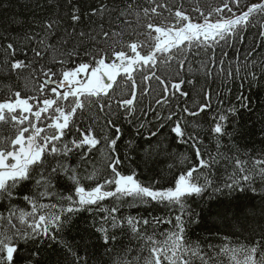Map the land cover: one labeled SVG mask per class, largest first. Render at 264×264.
Returning <instances> with one entry per match:
<instances>
[{
  "label": "snow or ice",
  "instance_id": "snow-or-ice-1",
  "mask_svg": "<svg viewBox=\"0 0 264 264\" xmlns=\"http://www.w3.org/2000/svg\"><path fill=\"white\" fill-rule=\"evenodd\" d=\"M60 6L33 0L29 18L0 17L8 24L0 71L16 80L0 89V264H89L93 239L101 264L104 256L108 264H264V226L219 246L188 236L199 224L197 197L259 192L264 200V148L236 142L252 100L243 92L231 99L237 82L264 88V0L207 9L197 0L191 10L183 0H67L63 14ZM13 7L0 2L4 12ZM200 76L220 89L207 83L189 104L184 86ZM214 104L204 129L196 121ZM174 141L192 155L170 152ZM134 153L172 160L167 174L145 182L125 170ZM221 169L228 179L218 186ZM216 202L226 217L231 201ZM125 204L146 215L122 214ZM84 212L93 219L81 245L64 233Z\"/></svg>",
  "mask_w": 264,
  "mask_h": 264
},
{
  "label": "trees",
  "instance_id": "trees-1",
  "mask_svg": "<svg viewBox=\"0 0 264 264\" xmlns=\"http://www.w3.org/2000/svg\"><path fill=\"white\" fill-rule=\"evenodd\" d=\"M3 2V0H0ZM67 2V0H60V14H63L65 11L63 5ZM169 4L175 3L179 6L181 0H168ZM197 0H183V7L185 9L191 10ZM250 3H256L258 0H247ZM41 3H44V0H41ZM219 3V0H199V4L202 8L207 9L209 5L215 7ZM14 7L9 9L7 12L0 10V17L7 15L11 17L12 15H22L25 18H29L33 8V0H13ZM175 10V9H174ZM173 10V11H174ZM54 9H48L45 12L47 15L49 12H53ZM164 15H168L167 12ZM197 14H193V19H196ZM7 21H0V31L3 30V27H7ZM12 33L15 34L17 29L14 25L11 26ZM255 29H251L248 33L249 36H252L255 33ZM139 39H144L143 36L139 37ZM240 47V45H237ZM230 52H234V49H228ZM2 59V58H0ZM199 57L190 58V62L195 63ZM9 83H16L15 77H11L10 79L4 78V73L0 71V89H3V86ZM207 83L205 79L200 76L196 78V83L194 86L185 85L184 90L189 92L188 103L194 104L200 101V97L198 95L201 86H206ZM19 87H23V82L21 81L18 85ZM234 89L232 93L231 99L234 101L235 96L240 92H243L244 95L250 96L252 100V110L244 111L241 114L240 119V128L241 133L237 137V144L241 147V149H249V150H259L264 148V88L251 87L249 88L247 85L243 89L239 88V82L231 85ZM212 89L219 90L220 89V81L217 80L215 83H211ZM6 91H0V97L5 96ZM215 112V104L213 106L212 111H206L201 115L200 118L197 119V123L201 124L204 129L209 127V123L211 117ZM191 123V121H190ZM7 131L6 126L0 125V133H5ZM191 131V128L189 129ZM129 137L126 135L124 140H127ZM171 139V137H169ZM123 143V141L121 142ZM207 144L208 141L205 140ZM175 151L178 155L179 153H185L191 156V152L189 150L188 145H181L176 143L175 141L172 143V148L169 149L170 152ZM123 152V149H121ZM104 154L101 152L95 153V160L97 166L103 168L104 166ZM172 160H165L163 156L150 158L147 161L143 159V154H133V158L131 160L125 161L124 169L127 171H131L135 169L141 175L139 178L145 182L149 180V178H157L156 174L161 173L167 174V164L171 163ZM137 164L139 167L137 168ZM231 169H229V172ZM214 179L217 182V185H222L223 182L227 181L228 173H225L223 169L220 172L216 173ZM163 183V181H161ZM256 186L261 187L259 180L256 182ZM233 197H236L233 199ZM197 204H193L192 207L194 211L199 214V224L193 225L189 230L188 236L192 241H201L205 246L207 244L213 245H221L226 242H246L245 238L252 233L255 229L257 232L259 228L264 226V213H262V209H264V200L261 199L260 193H247L246 195L237 196L235 193L233 196H228L226 193L224 195L216 194L214 196L205 195L203 200H200L199 197L196 198ZM217 200L221 201H231L230 211L225 217L221 214V207L217 204ZM19 207H25L22 200L19 202ZM158 207V206H157ZM241 208L242 211L237 212V208ZM2 211V209H0ZM144 214L143 207H139L136 209L129 208L127 204L124 206L123 213L124 215H137ZM235 213V215H234ZM155 215H166L163 209H159L155 211ZM93 217L88 213L84 212L79 214L74 218V224L71 230H66L64 233V238L78 244H83L81 241V235L83 234L82 230L86 228L92 221ZM170 225H161L158 229L159 232H163L165 229L170 228ZM151 230V229H149ZM93 252L96 255L89 261V264H101L100 255L104 252V249L98 246V242L95 239L89 241V253ZM81 254H83V248L81 247ZM103 264H108V257H103Z\"/></svg>",
  "mask_w": 264,
  "mask_h": 264
}]
</instances>
